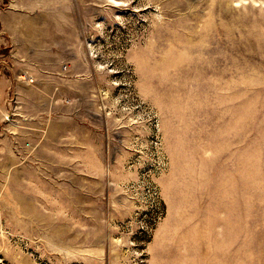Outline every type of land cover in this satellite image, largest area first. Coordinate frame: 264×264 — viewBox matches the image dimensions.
Wrapping results in <instances>:
<instances>
[{"label":"rangeland","instance_id":"1","mask_svg":"<svg viewBox=\"0 0 264 264\" xmlns=\"http://www.w3.org/2000/svg\"><path fill=\"white\" fill-rule=\"evenodd\" d=\"M9 11L46 84L0 104V264H264V0Z\"/></svg>","mask_w":264,"mask_h":264},{"label":"crops","instance_id":"2","mask_svg":"<svg viewBox=\"0 0 264 264\" xmlns=\"http://www.w3.org/2000/svg\"><path fill=\"white\" fill-rule=\"evenodd\" d=\"M2 27L10 39V49L7 57L16 64H22L18 69L15 67H8L0 76V104H5L9 99H14L18 103L27 102L28 94L39 95L44 97V94L38 89L45 87V82L39 81L36 84L29 83L18 76L22 72H31L27 63L33 59H29L28 51H32L31 41L29 40L28 30L31 28V23L26 22L25 16L9 11L1 18ZM33 54V52H31ZM34 56H38L39 52H34ZM32 56V55H31ZM24 59L27 61L26 65L23 63ZM46 71V70H45ZM44 72V71H43ZM47 82V81H46ZM56 86H54L55 88ZM37 88V89H35ZM52 94V93H51Z\"/></svg>","mask_w":264,"mask_h":264}]
</instances>
